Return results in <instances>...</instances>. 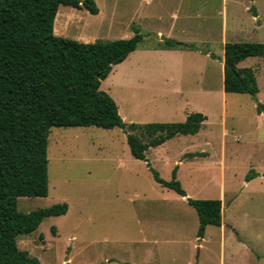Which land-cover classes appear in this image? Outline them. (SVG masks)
<instances>
[{
  "label": "rangeland",
  "instance_id": "374dc122",
  "mask_svg": "<svg viewBox=\"0 0 264 264\" xmlns=\"http://www.w3.org/2000/svg\"><path fill=\"white\" fill-rule=\"evenodd\" d=\"M181 1L163 0L168 14L178 13ZM96 2L98 14L61 4L54 27L62 33L55 34L83 42L134 34L129 4L117 10L114 0ZM256 13L262 26L254 32L259 23L251 15ZM168 14L142 24V32L168 29ZM226 15L227 41L264 42V0L229 2ZM208 22L199 31L180 20L174 34L213 55L192 50L129 55L113 65L101 89L114 98L127 126L182 122L194 112L207 116L198 133L151 146L147 158L165 180L178 167L177 179L189 197L220 198L224 188L225 230L208 226L205 237H197L196 209L157 182L146 160L133 157L127 134L140 130L55 126L48 146L49 194L19 197L18 208L30 212L67 202L69 209L20 234V249L41 264H264V120L259 116L264 112V56L240 63L257 68L256 96L226 92L223 36L218 23ZM158 43L151 33L140 46Z\"/></svg>",
  "mask_w": 264,
  "mask_h": 264
},
{
  "label": "trees",
  "instance_id": "16d2710c",
  "mask_svg": "<svg viewBox=\"0 0 264 264\" xmlns=\"http://www.w3.org/2000/svg\"><path fill=\"white\" fill-rule=\"evenodd\" d=\"M99 12L95 0H0V264H41L20 249L17 238L30 234L46 217L67 213V202L22 212V196L49 194V135L52 127L97 126L140 130L128 132L127 142L136 159L146 160L147 150L178 134H196L207 116L200 112L182 122L132 123L127 126L114 98L101 89L113 65L135 51L144 35L137 26L130 38L83 42L58 36L54 21L59 6ZM56 18L58 26L59 16ZM55 32H58L57 28ZM195 49L194 45L166 41ZM226 92H259L256 71L241 67L248 57L264 56V42L235 41L224 46ZM202 152L201 154H203ZM196 154H190L193 157ZM157 182L181 196L187 192L177 179L165 180L150 162ZM199 216L198 237L209 225H222L220 198H188Z\"/></svg>",
  "mask_w": 264,
  "mask_h": 264
},
{
  "label": "crops",
  "instance_id": "0c3cea01",
  "mask_svg": "<svg viewBox=\"0 0 264 264\" xmlns=\"http://www.w3.org/2000/svg\"><path fill=\"white\" fill-rule=\"evenodd\" d=\"M212 1H213V3H212ZM232 1H235V0H215V1L214 0H182L180 3V6H179V12L175 13L174 15H173V13L168 14V12L166 11L168 9H166L165 3H163V0H130L129 2L125 1V0H114V7L117 8V10H118V7L120 8V10H124L128 7L127 5L129 4L130 15H131L129 23L132 26V29H133V26H137L140 29V32L144 35V38L147 35H151V33H153L154 36L159 37L160 43H158L156 45H145L144 48H141V46L139 45V47L130 54L131 56H134L138 53H140L142 56H145V55L147 56L150 52L154 53L156 55H161V56L178 55L183 50H192V51L202 52V53H205L207 55H209V54L213 55L210 52V50L201 49L194 42H187V41L179 40L180 38H177L178 36L175 37L174 31L176 30L177 23L180 20H185L187 23H189L190 27L193 25L198 26L199 31H201L203 28L202 24H205L206 22H208L205 20L209 18L208 23L212 24V22H213L215 27H216L215 24L218 23L219 30L221 31L222 36H223L222 43L225 46V44L227 42H232V41H227V38H224V35H227V33L229 31V25H228V21H227L226 11H227L229 2H232ZM238 1L239 0H237V2ZM95 2H96V0H95ZM96 4H97V2H96ZM97 6H98V4H97ZM59 11L60 10H58V12H57L54 23H56V18H58L57 16H59ZM100 11H101V8L99 7L98 13H100ZM258 12H259V10H258ZM166 13L168 14V18L170 19V22H171V26L168 29H166V30L158 29L156 31L155 30H153V31L149 30L147 33L142 32V30H143L142 24L144 25V24L152 23V22L157 21V20H163L164 17L166 16ZM251 16H252V20L257 19L258 23L259 22L261 23L262 19L260 17V13L259 14H257V13L253 14ZM260 23L258 25H255V26L253 25L252 31L255 32L256 30H259L260 27L262 26V25H260ZM54 30H56L55 27H54ZM184 31L185 30L183 28L179 29V33H183ZM56 33L61 34L62 30H61V32L59 31ZM134 34H135V32H134ZM163 36L172 38L176 42L194 45L196 48L195 49L181 48V47H175V46L168 45L166 43L167 40H164ZM233 42H235V41H233ZM254 57H258V56H254ZM248 58H246L245 60H247ZM220 60L223 64V71H224L225 56L223 55L220 58ZM245 60L241 61L240 63L244 62ZM240 63H239V66H240ZM241 67H246V66H241ZM253 68L255 69V71L257 70V68H255V66ZM231 93H233V92H231ZM259 116H261L262 120H264V112L259 114ZM148 151L149 150H147V157H148ZM224 194H225V189L222 188L220 199L222 198V196ZM183 197L186 198V200L188 201L189 194L187 193V195L183 196ZM226 208H224L222 205V225L220 226V230H222V231H223V229L225 230V228L223 227V210ZM227 224H229V223H226V226H227ZM209 226H213V225H209ZM205 235H206V232H205ZM205 235H204V237H205ZM197 237H198V235H197ZM204 237H201V238L198 237V238L203 239Z\"/></svg>",
  "mask_w": 264,
  "mask_h": 264
},
{
  "label": "water",
  "instance_id": "95a60500",
  "mask_svg": "<svg viewBox=\"0 0 264 264\" xmlns=\"http://www.w3.org/2000/svg\"><path fill=\"white\" fill-rule=\"evenodd\" d=\"M163 39L164 40H167V41H171V42H176L174 39H172V38H169V37H166V36H163ZM225 65H228V66H230V67H233V64H229V63H226L225 62ZM261 106V108L264 110V105H260Z\"/></svg>",
  "mask_w": 264,
  "mask_h": 264
}]
</instances>
